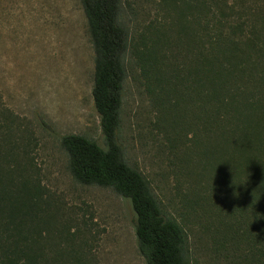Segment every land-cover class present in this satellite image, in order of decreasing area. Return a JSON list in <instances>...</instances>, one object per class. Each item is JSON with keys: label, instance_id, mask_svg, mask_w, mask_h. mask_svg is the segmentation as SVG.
<instances>
[{"label": "trees", "instance_id": "trees-1", "mask_svg": "<svg viewBox=\"0 0 264 264\" xmlns=\"http://www.w3.org/2000/svg\"><path fill=\"white\" fill-rule=\"evenodd\" d=\"M78 1L93 50L90 95L103 148L62 136L69 173L78 184L109 188L129 201L145 264H191L183 230L161 211L117 143L128 46L119 0ZM172 1L183 57L167 75L184 100L197 164L226 211L218 223L222 240L234 264H264V0ZM28 147V132L0 105V264H97L71 219L50 203Z\"/></svg>", "mask_w": 264, "mask_h": 264}, {"label": "rangeland", "instance_id": "rangeland-1", "mask_svg": "<svg viewBox=\"0 0 264 264\" xmlns=\"http://www.w3.org/2000/svg\"><path fill=\"white\" fill-rule=\"evenodd\" d=\"M177 4L119 0L128 46L116 139L125 163L183 230L189 262L234 264L218 225L226 211L197 164L181 115L184 100L167 75L183 57ZM92 76L93 50L78 0H0V105L28 132V149L50 203L71 219L97 264H145L129 201L109 188L75 182L60 145L62 136L79 135L103 148Z\"/></svg>", "mask_w": 264, "mask_h": 264}, {"label": "clouds", "instance_id": "clouds-1", "mask_svg": "<svg viewBox=\"0 0 264 264\" xmlns=\"http://www.w3.org/2000/svg\"><path fill=\"white\" fill-rule=\"evenodd\" d=\"M234 195H236V194L234 193Z\"/></svg>", "mask_w": 264, "mask_h": 264}]
</instances>
